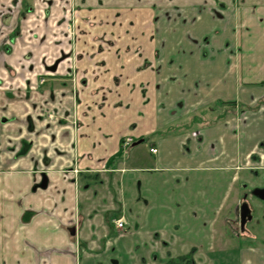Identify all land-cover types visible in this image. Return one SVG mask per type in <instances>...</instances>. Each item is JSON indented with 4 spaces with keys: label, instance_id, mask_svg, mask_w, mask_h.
<instances>
[{
    "label": "crops",
    "instance_id": "0c3cea01",
    "mask_svg": "<svg viewBox=\"0 0 264 264\" xmlns=\"http://www.w3.org/2000/svg\"><path fill=\"white\" fill-rule=\"evenodd\" d=\"M118 10L136 13L135 45L104 42V20ZM73 16L76 45L63 22ZM113 170L124 226L84 230L80 175ZM208 171L236 191L232 211L243 172L264 171V0H0V264H126L116 258L121 241L146 236L141 215L128 231L133 200L145 202L154 227L127 250L162 243L177 258L158 218L169 222L166 210L181 222L198 211L212 221L197 200L206 199ZM137 180L150 195L139 197ZM262 239L247 248L264 252ZM192 250L197 264L202 245L183 255ZM142 252L129 264H151Z\"/></svg>",
    "mask_w": 264,
    "mask_h": 264
},
{
    "label": "rangeland",
    "instance_id": "374dc122",
    "mask_svg": "<svg viewBox=\"0 0 264 264\" xmlns=\"http://www.w3.org/2000/svg\"><path fill=\"white\" fill-rule=\"evenodd\" d=\"M131 1L135 2V0ZM172 1L174 0H161V5L168 6V4ZM176 10L178 11L179 9L177 8ZM4 18L7 21H11L12 14L8 12ZM71 22L73 28H75V20L71 21V19H69V23ZM104 22L106 25V32H108L107 37L104 39L105 43L116 41L117 43L125 45L136 44L135 12L123 11L120 13L118 10L115 13L109 15L107 19L104 20ZM64 28V31L66 32V25ZM10 50L11 48L6 47V51ZM141 148H145L146 151H148L149 143L147 142L142 144ZM127 153L130 155L129 151H127ZM126 156L127 154L124 151L121 155V158ZM121 158H115L113 163L116 165L119 164L118 160ZM249 172L252 171L249 170ZM249 172L244 171L243 176L240 179L242 184H246L245 189L253 190L256 187L264 186V171H260L257 174H249ZM256 176L259 178L257 181L255 179L257 178ZM121 180V173L117 170H113V172L104 176L99 173L91 174L89 176L87 174L80 175V189L87 192H85V196L81 204V212L84 216L81 227L84 228V230H92L96 228L97 230L103 231L106 228L105 225H108L114 231L115 229L123 228L117 225L119 220L118 218L120 217L119 212L120 209H122L121 200H123ZM138 181L139 180L136 182L135 188L139 192V197L141 198L144 193L150 195L146 188L147 185H143V188L139 190L137 186V183L139 184ZM157 181H162V176L155 175L154 182ZM205 181L206 184L204 183ZM202 183L203 187L206 188V190L203 191H207L206 199L205 197H198L197 200H204L202 202L203 208L207 207L206 215L209 217V219H213L212 221L204 218V213L193 211L190 220H181V222H179V220L175 221L174 218H171V212H169L167 215L165 212L166 210H161L162 213H165L169 222H163L161 214V216L158 218L157 224L161 227L163 225L164 231L166 232L165 239L169 240V247L173 255H183L184 253L188 252L193 245L199 243L202 245L203 251L200 255L196 253L197 264H264V252L254 251L251 250V248H247L246 246L248 244H252L253 242H259V239L262 237L264 238V201L255 197L252 195V193L249 196V200L247 201L253 207L255 217L251 222L249 221V233H243L241 230H239V223L232 225L228 222L229 220L225 222L226 224L223 223L224 219L231 217L230 215H233L232 218H237L238 211V207L233 211L230 207L234 197L236 196V191L233 192L232 190H228V179L222 177L220 172L208 171L203 173ZM238 187L239 185L236 186V188ZM178 192L179 191H176V193ZM228 192L229 194L227 195ZM243 192L244 191L241 189V195ZM130 195L131 194H129L128 197ZM165 196L166 195L163 194V197ZM203 196H205V194H203ZM167 200L172 201V199ZM205 200H207V204L205 203ZM237 200H239L238 203L240 204L242 201L241 196L237 198ZM256 203H259L262 208H258ZM144 204V201L141 204L133 200V205L130 206L132 209H129V214L133 217V223L129 227L128 231L132 232L133 229H135V223H139L138 215H141L144 222L146 236H143L142 234L129 235L128 238H124L121 241L120 247L123 249V251L122 253H118L116 258L121 257V260H123L126 264H129L131 259L133 262L136 261L137 255L142 252V250H139L138 247H134V249L130 251H128L127 248L130 247L135 240L146 239L147 231L153 229L154 227L153 220L149 219L150 213L147 210L148 208L144 209ZM169 204V208L172 209L173 202H170ZM226 213L227 215L225 218ZM94 219H98L99 223H93L91 225V222ZM258 219H261L259 223L257 222ZM205 221L208 222L207 225L204 224ZM200 223L202 224V227H204L203 230L200 229ZM72 230H76V227L72 228ZM250 232H254L258 235H256L255 238H245L248 236V234H250ZM258 236L259 238L256 239ZM94 239L102 243V245L105 243L103 241L106 240L104 237L98 236H95ZM262 240L264 241V239ZM148 245L149 248L153 250V252L142 253L145 255H150L149 259L151 264L155 261V255H158L159 259L156 261V264H164V262H167L169 258L167 256V248H164L162 243ZM161 256L164 259L161 258ZM96 259H94V261L97 264L98 262H96ZM102 259L107 261L108 257L104 256ZM111 259L112 257H109L110 261Z\"/></svg>",
    "mask_w": 264,
    "mask_h": 264
},
{
    "label": "flooded vegetation",
    "instance_id": "af4514ba",
    "mask_svg": "<svg viewBox=\"0 0 264 264\" xmlns=\"http://www.w3.org/2000/svg\"><path fill=\"white\" fill-rule=\"evenodd\" d=\"M22 18V17H21ZM24 19V18H23ZM74 20V16L71 18V21H73ZM64 22V24L66 25V32H67V36L69 37V39H70V42L72 43V45H76V41H77V38H78V32H77V29H76V27L75 28H72L73 29V35L72 34H70L69 32H68V30H67V26L68 25H71L72 26V22L71 23H69V20L68 21H63ZM67 23V24H66ZM18 30V31H17ZM16 31H14V33L16 34L17 33V35H16V37L12 40L11 39V42L13 43L15 40H16V38L19 36V34H20V31H19V29H17ZM13 33V34H14ZM12 34V35H13ZM10 37H12V36H10ZM72 53H73V55L75 54V51H73L72 50ZM198 131V130H197ZM127 139V138H126ZM126 139L124 140V142H123V145L124 146H126V147H128L132 142H133V140L131 141V143L127 146L126 144H125V141H126ZM138 141V140H137ZM136 141H134V143H135ZM152 148H154V147H152ZM151 150V149H150ZM245 186H246V184H242L241 183V189L244 191L243 192V194L241 195V202H240V204H239V206H238V208H237V218H232L231 219V221H229V223H231L232 225H234V224H238L239 223V230H241V232H243V233H247V232H249V228H248V224H249V221L247 222V224H246V228H245V230L243 231L242 229H241V221H240V206H241V204L246 200H249V196L251 195V193H252V195H254L255 197H257L255 194H253V190L255 189H251V190H247V189H245ZM244 187V188H243ZM263 187V186H262ZM258 198V197H257ZM260 199V198H259ZM260 200H262V199H260ZM250 205V204H249ZM250 207H251V209H252V213H253V215H254V210H253V207L250 205ZM250 221H252V220H250ZM186 255V254H185ZM193 257H194V255H193ZM196 262V261H195ZM196 264V263H195Z\"/></svg>",
    "mask_w": 264,
    "mask_h": 264
},
{
    "label": "water",
    "instance_id": "95a60500",
    "mask_svg": "<svg viewBox=\"0 0 264 264\" xmlns=\"http://www.w3.org/2000/svg\"><path fill=\"white\" fill-rule=\"evenodd\" d=\"M143 142V139L136 141L134 144L137 145ZM253 194H255L258 198L264 201V186L256 187L253 190ZM253 219L252 209L248 203V201H244L240 206V221H241V229L244 231L246 228V224L248 221Z\"/></svg>",
    "mask_w": 264,
    "mask_h": 264
},
{
    "label": "trees",
    "instance_id": "16d2710c",
    "mask_svg": "<svg viewBox=\"0 0 264 264\" xmlns=\"http://www.w3.org/2000/svg\"><path fill=\"white\" fill-rule=\"evenodd\" d=\"M27 13H28V11L22 12V15H21L22 19L26 17ZM16 35H17V33L16 34L14 33L12 35L11 39L13 40L16 37ZM224 103H226V104H228V105H230L232 107H235L237 105L236 101H228V102H224ZM144 140H146V139L144 138ZM122 153H123V148H121V150L118 152L117 156L122 155ZM194 252H195V250H192V252H190V253H188L186 255H181V256H179L177 258L172 257L171 253H168L169 259L167 261V264H195L196 263L195 262V258L193 257Z\"/></svg>",
    "mask_w": 264,
    "mask_h": 264
},
{
    "label": "built area",
    "instance_id": "2783aa9c",
    "mask_svg": "<svg viewBox=\"0 0 264 264\" xmlns=\"http://www.w3.org/2000/svg\"><path fill=\"white\" fill-rule=\"evenodd\" d=\"M73 25L71 26V25H68L67 26V30H68V32L70 33V34H72L73 35ZM45 81V79H42V82H44ZM47 117L49 118V119H56L57 117H58V115L56 114V113H54V112H50V113H48L47 114ZM131 141H132V139L131 138H127L126 139V141H125V144L126 145H129L130 143H131ZM151 151L152 152H157V148H151ZM76 173L78 172V170H74ZM117 225L119 226V227H123L124 226V220H122V219H119L118 220V222H117Z\"/></svg>",
    "mask_w": 264,
    "mask_h": 264
}]
</instances>
